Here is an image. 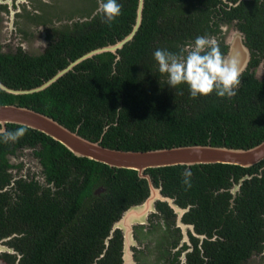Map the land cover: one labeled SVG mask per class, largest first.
Instances as JSON below:
<instances>
[{
  "label": "trees",
  "instance_id": "trees-1",
  "mask_svg": "<svg viewBox=\"0 0 264 264\" xmlns=\"http://www.w3.org/2000/svg\"><path fill=\"white\" fill-rule=\"evenodd\" d=\"M138 1L117 0L122 11L110 26L99 13L64 33L58 47L27 63L22 56L0 55V81L14 89L38 87L81 56L117 43L133 30ZM219 3L144 0L141 25L121 49L83 60L33 94L0 89V105L29 107L111 149L252 148L264 140V74L257 78L254 72L264 58V19L248 9L220 13ZM230 18H244L238 27L250 51L237 94L192 98L186 85L170 87L154 51H187L197 36L207 35L226 55L220 24ZM19 127L7 125L8 130ZM27 129L18 142H0V240L8 238L3 244L14 251L0 258L7 264H123L122 233L110 232L124 211L149 197L148 181L134 170L77 157L44 133ZM37 145L40 175L12 184L5 156ZM185 170L192 172L187 190L181 175ZM145 173L163 195L192 207L189 222L199 234L216 237L200 248L195 243L187 264H244L264 252V160L251 167L178 165ZM99 188L104 191L95 194ZM156 207L171 214L164 203Z\"/></svg>",
  "mask_w": 264,
  "mask_h": 264
},
{
  "label": "flooded vegetation",
  "instance_id": "flooded-vegetation-1",
  "mask_svg": "<svg viewBox=\"0 0 264 264\" xmlns=\"http://www.w3.org/2000/svg\"><path fill=\"white\" fill-rule=\"evenodd\" d=\"M219 1L220 3L218 8L220 13H223V10L235 12L248 9L247 12L255 11L257 14H261L264 19V0ZM99 3L100 0H0V55L12 57L22 56L23 62L25 63L29 62L31 59L45 55L50 52L51 49L58 47L64 33L73 32L80 24L89 21L94 16H97L100 13L98 11ZM240 15L242 14H239V16ZM242 21H245L244 18H242ZM242 21L238 18L224 20V22L220 24L221 37H223L224 29H228L229 25H232V27L240 32L244 37L243 32L240 30V27H238V23H241ZM221 39L223 40V38ZM30 42L34 44V53L29 52V48L27 47V44ZM224 43L226 44V42ZM258 67L264 68V58L260 59L259 64L254 69V72ZM64 69H61L58 72ZM30 89L19 88L16 90ZM6 105L20 106L17 103ZM8 124L10 123H7L5 128H7ZM0 127L2 126L0 125ZM38 147L39 145L36 147L24 146L16 148L13 153H7L5 158L11 165V168L7 171L12 174V184H14V181L20 180L21 178L30 180L34 176V173L16 175L15 171H12L13 169H18L19 165H15L10 161V159L15 160L20 154L27 152V150H30L34 155V151L35 149H38ZM36 160L40 165L39 160L37 158ZM239 187L240 185H236L232 188L231 192L233 195L236 193H233V189L237 188L238 190ZM155 188L160 190V194L164 198H169L174 207H172V205L168 202L158 200L155 202L154 211L149 212L143 223L132 225L133 238L136 242V246L132 247L134 259L139 251L147 253V246L151 243L149 236L145 237L146 242H144V239L140 236V234H142L141 231L143 230L144 234H146L148 231H152L155 226L157 227L159 224L164 230H166L165 233H170L174 237L171 240L170 245L167 247L165 257L161 259L163 260L162 264H187L186 256L188 253L193 252L195 243H198V247L200 248L203 241H214L216 237L208 238L206 235L199 234V232L196 231V225L189 222V220L192 219L190 213L193 210L190 205L182 207L175 203L174 198L163 195L160 187ZM157 203L166 204L171 214L168 215L162 209H157ZM6 240H8V238L0 240V245L6 246L3 244V241ZM5 253L9 252H0V255H4ZM0 260L4 261L2 258H0ZM4 262L7 263L6 261Z\"/></svg>",
  "mask_w": 264,
  "mask_h": 264
},
{
  "label": "water",
  "instance_id": "water-1",
  "mask_svg": "<svg viewBox=\"0 0 264 264\" xmlns=\"http://www.w3.org/2000/svg\"><path fill=\"white\" fill-rule=\"evenodd\" d=\"M143 7L144 0H139L136 23L133 30L129 35L117 43L97 48L81 56L72 62L67 68L58 72L52 79H49L47 82L36 88H32L30 90H16L9 88L0 82V89L11 95L33 94L49 87L52 83L58 80V78L83 60L105 52L115 53L134 37L141 25ZM243 39L244 37L242 34L236 30L230 41L226 42L228 45V52L226 53V56L230 59L236 60L241 66L242 72L247 68L250 61V52L245 46ZM7 123L25 126L42 132L53 140L61 143L77 157L87 158L112 168L134 170L138 173L140 178L148 181L150 188L149 197L143 203L132 206L125 211L119 221L113 225L110 232L112 235L114 230L119 229L122 233L123 264H135L132 247L136 246V242L133 238L132 225L143 223L149 212L154 211L155 202L158 200L168 202L172 205V207H174L171 203L172 201L169 198H164L160 194V190L152 185L149 175L145 173L148 169L178 165L193 166L216 163L236 165L240 167H251L264 160V140L249 149L194 145L148 151H124L104 147L100 144V142L88 140L77 134V132L66 128L49 116L26 107L16 105H0V125L5 128ZM103 191L104 189L99 188L96 190L95 194H99Z\"/></svg>",
  "mask_w": 264,
  "mask_h": 264
},
{
  "label": "clouds",
  "instance_id": "clouds-1",
  "mask_svg": "<svg viewBox=\"0 0 264 264\" xmlns=\"http://www.w3.org/2000/svg\"><path fill=\"white\" fill-rule=\"evenodd\" d=\"M98 11L102 22L110 26L121 14L122 5L117 0H100ZM153 58L159 72L167 76L168 85L172 88L186 85L192 98L207 97L213 92L218 98H231L241 84L239 63L222 53L215 39L207 35L197 36L187 51L157 49ZM27 130L24 126L15 130L0 127V142H18ZM181 175L185 189H190L192 172L185 170Z\"/></svg>",
  "mask_w": 264,
  "mask_h": 264
},
{
  "label": "rangeland",
  "instance_id": "rangeland-1",
  "mask_svg": "<svg viewBox=\"0 0 264 264\" xmlns=\"http://www.w3.org/2000/svg\"><path fill=\"white\" fill-rule=\"evenodd\" d=\"M235 31L236 30L232 27V25H229L228 29H224L223 37H222L224 42L230 41ZM27 47L29 48V52L31 53L35 52L34 51L35 49H33L34 44L32 42L28 43ZM263 73H264V68L258 67L255 71V76L257 78H261L263 76ZM10 161L15 165H19L18 169H13L12 171V172L15 171L16 175H23L24 173L27 174L34 173V175L39 176L41 173L42 169L30 150L29 151L27 150V152L20 154L18 158H16L15 160L10 159ZM236 191L237 188H234L233 193H235ZM165 231L166 230H164L158 224L157 227L155 226V228L152 231H148V233L146 234H144L143 230L141 231L143 235L139 233L140 236H142V239H144V242H146L145 237L149 236L151 243L147 246L148 247L147 253H142L141 251H139L138 254H136L134 259L135 264H162L163 260L161 259L165 257L167 252V247L170 245L171 240L174 238L172 234L165 233ZM4 250H8V251H4ZM0 252L14 253L12 249L4 245H0ZM0 264H7V263L0 260ZM244 264H264V252L261 255H253Z\"/></svg>",
  "mask_w": 264,
  "mask_h": 264
}]
</instances>
